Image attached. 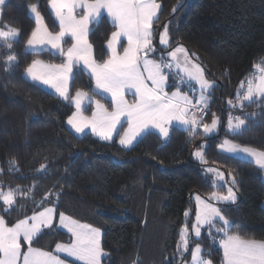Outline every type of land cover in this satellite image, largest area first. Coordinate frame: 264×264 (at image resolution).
I'll return each mask as SVG.
<instances>
[{
    "label": "trees",
    "instance_id": "1",
    "mask_svg": "<svg viewBox=\"0 0 264 264\" xmlns=\"http://www.w3.org/2000/svg\"><path fill=\"white\" fill-rule=\"evenodd\" d=\"M158 2L161 9L153 26L154 43L157 45L159 33L168 25L173 47L183 45L190 54H196L206 77L216 85L209 97L210 111L205 122H211V113H215L221 126L210 137L198 129L194 138L184 129L171 127L166 141L148 132L127 150L115 140L101 142L90 134L75 136L65 125L73 112L69 102L20 83L23 68L33 59L61 62V57L47 52L25 55L26 40L35 26L29 16L31 6H37L50 31H58L48 10L49 0H6L2 6L0 23L20 29L22 35L20 42L14 44V51L21 56L15 86L5 87L0 78V191L31 189L37 202L51 192L57 216L63 213L101 230V244L109 254L102 264H181L177 243L185 211L190 212L189 222L193 219L191 198L199 194L206 199L217 190L202 175L205 167L219 169L229 181L228 173L235 174L236 204L218 206L234 210L226 213L239 225L234 232L264 240L262 171L251 162L226 159L230 156L218 150L226 138L241 146L264 150V116L258 103H245L243 114H256L247 131L242 136L226 135L227 113L242 114L239 109H230L228 101L235 99L241 81L246 86L247 80L258 74L257 69L264 68V0ZM112 30L107 18L92 26L89 42L98 62L107 58L105 45ZM90 83L86 73L74 69L70 94L74 95L77 89L91 94ZM203 143L206 165L193 160L196 146ZM42 165L48 167L46 175L38 171ZM33 210L31 199L17 196V203L11 208L0 206V216L11 226L32 215ZM69 241V235L54 227L33 247L53 252L56 244ZM201 246L210 253L206 258L213 264H222L221 251L206 228ZM184 255L190 260V254Z\"/></svg>",
    "mask_w": 264,
    "mask_h": 264
},
{
    "label": "snow or ice",
    "instance_id": "2",
    "mask_svg": "<svg viewBox=\"0 0 264 264\" xmlns=\"http://www.w3.org/2000/svg\"><path fill=\"white\" fill-rule=\"evenodd\" d=\"M5 2L0 0V21H3ZM49 7L58 22V31H50L37 6H31L30 15L35 27L26 40L25 55L39 56L47 50L61 57V62L33 59L23 68L19 79L36 92L53 95L74 106L75 111L66 121L74 134L79 136L90 130L92 135L106 142H113V137L119 136V144L130 149L138 137L153 129L167 139L173 122L183 126L193 138L201 128L206 136L217 132L221 121L215 113H211V123L204 120L209 115V97L216 85L206 77L199 58L183 45L173 47L168 25L159 33V46L154 43L156 33L153 26L159 20L161 9L158 0H49ZM106 18H110L113 30L106 40L107 58L98 62L89 34L91 26L99 25ZM21 35L20 29L0 23V78L4 79L5 87L9 84L15 86L21 56L14 51V44L20 42ZM76 68L88 74L91 94L83 89L70 94V82H74ZM257 72L258 75L247 80L246 86L241 81L238 87L243 91L238 90L235 99L228 101L230 109H239L242 114L229 115L226 135L242 136L247 131L256 114H243L245 102H249L248 106L258 103L264 116V68H258ZM184 85L192 96L182 91ZM86 103L92 105L90 116L84 114ZM219 148L222 153L231 154L226 159H246L264 170V150L241 146L227 138ZM204 149L205 145H197L193 157L206 165ZM38 171L46 175L48 167L42 165ZM202 171L211 174V186L217 190L206 199L199 194L194 196V222H189V211L184 213L185 223L177 243L181 264H213L210 258H206L210 253L201 246L202 229L205 228L213 244L219 237L223 264H264V240L246 238L234 232L239 225L226 215L234 210L218 206L236 204L235 174L228 173L229 181L219 169L205 167ZM52 195L50 192L37 202L31 189L17 187L0 191V201L8 208L17 203V196L31 199L34 206L32 215L11 226L0 216V264H68L50 251L33 247L54 228L57 206ZM59 195L56 194L57 200ZM58 219V227L70 234V241L56 244L55 252L64 253L81 264H102L103 258L109 254L102 247L101 230L63 213L58 214ZM45 229L49 231L45 232ZM185 253L190 254V260Z\"/></svg>",
    "mask_w": 264,
    "mask_h": 264
},
{
    "label": "rangeland",
    "instance_id": "3",
    "mask_svg": "<svg viewBox=\"0 0 264 264\" xmlns=\"http://www.w3.org/2000/svg\"><path fill=\"white\" fill-rule=\"evenodd\" d=\"M31 8V7H30ZM30 8H29V16L32 18V20L34 21V18H33V16L32 15H30ZM163 31V30H162ZM161 31V32H162ZM158 41H159V37H158ZM157 46H159L158 45V43H157ZM105 47H106V45H105ZM154 56H155V54H153ZM156 58H158V57H156ZM194 62V61H193ZM87 74V73H86ZM254 78V77H253ZM194 83V82H193ZM93 87H94V85H93ZM198 87V86H197ZM173 91L174 90H176V89H172ZM182 91H184V92H188V94L190 95V96H192L193 95V93H191V92H189V90H188V87H187V85H184L183 87H182ZM241 91H243V90H241ZM128 99H132V96L131 95H129L128 96ZM245 103H248V102H245ZM73 107V112L75 111V109H74V106H72ZM91 110H92V105H88L87 103L85 104V111H84V114L85 115H87V116H90L91 115ZM229 115H230V113H227V121H228V118H229ZM206 119V118H205ZM67 121V120H66ZM209 123H211V122H209ZM65 125H66V127H67V129L72 133V134H74L71 130H70V126H68L66 123H65ZM125 127H126V125H125ZM226 127H227V124H226ZM202 129V128H201ZM226 130H227V128H226ZM203 131V130H202ZM91 131L90 130H86V132H85V134H90L92 137H94V138H96L97 140H99L98 139V137H95L94 135H92L91 133H90ZM149 132H154L155 134H157L160 138H164V137H161L160 135H159V133L156 131V130H150ZM217 133V132H216ZM216 133H214V134H216ZM85 134H81V135H79V136H77L76 134H74L75 136H77V137H81V136H83V135H85ZM122 134V133H121ZM146 134V133H145ZM214 134H211V135H208L209 137L210 136H212V135H214ZM144 135V134H143ZM142 135V136H143ZM141 136V137H142ZM141 137H138L137 138V140L136 141H134L133 142V145L141 138ZM116 141V144L120 147V148H122V149H125V148H123L120 144H119V136H114L113 137V141ZM99 141H101V140H99ZM102 142V141H101ZM104 142H106V141H104ZM203 145H205L204 143H203ZM125 150H127V149H125ZM218 150L220 151V152H222L221 151V149L220 148H218ZM228 156H230L231 157V154H228ZM238 159H240V160H244V161H248V160H246V159H242V158H238ZM193 160L195 161V162H197V163H200L197 159H195L194 157H193ZM249 162V161H248ZM204 169V168H203ZM201 173H202V175L203 176H205L207 179H209V177H211V174L210 173H204L203 171H201ZM210 180V179H209ZM225 193H226V189H225ZM195 196V195H194ZM194 196H192V198H191V201H192V204H193V209L195 210V199H194ZM221 205V204H220ZM222 205H225V204H222ZM0 206H2L3 208H6V209H9L8 208V206H5V205H3V203H2V201H0ZM192 222H194V215H193V219H192ZM58 225H59V219H58V216H56V218L54 219V227L56 228V229H58V230H60V231H62V232H64V233H66L67 235H69L70 236V234L69 233H67V231L65 230V229H60L59 227H58ZM46 230V229H45ZM202 231H203V229H202ZM193 238H194V236H192ZM211 241H213L212 240V238H211ZM216 243H218V239H216ZM24 250H26V247H25V249ZM54 255H58V256H60V258L61 259H64V260H66L67 262H68V264H81V262H79V261H75L72 257H67L66 256V254H64V253H57V252H55V248H54V250H53V252H52ZM222 264H223V262H222Z\"/></svg>",
    "mask_w": 264,
    "mask_h": 264
},
{
    "label": "crops",
    "instance_id": "4",
    "mask_svg": "<svg viewBox=\"0 0 264 264\" xmlns=\"http://www.w3.org/2000/svg\"><path fill=\"white\" fill-rule=\"evenodd\" d=\"M48 10H49V13H50V15H51V17H52V19H53V21H54V23L57 25V27H58V22H56L55 21V17H54V15L51 13V9H50V7H49V3H48ZM104 16L106 17V13H104ZM107 20L109 21V23L111 24V21H110V18H107ZM112 25V24H111ZM35 27V26H34ZM92 27V26H91ZM66 39H70V38H66ZM125 44H126V41H125ZM44 52H47V53H49L50 55H53L51 52H49V51H44ZM53 56H58V55H53ZM84 73H86V72H84ZM259 74V73H258ZM257 74V75H258ZM88 75V74H87ZM255 77V76H254ZM53 96V95H52ZM255 99V98H254ZM171 127H175V128H178V129H183V126H181V125H179V124H177L176 122H173L172 123V125L169 127V129L171 128ZM91 133V132H90ZM96 137V136H95ZM96 139V138H95ZM163 141H166V138H163ZM102 142H104V141H102ZM220 152V151H219ZM220 153H222V152H220ZM222 154H225V155H228L227 153H222ZM252 163V162H251ZM252 164H254V163H252ZM255 165V164H254ZM256 166V165H255ZM257 167V166H256ZM258 168V167H257ZM261 170V169H260ZM262 171V180H263V182H264V170H261ZM262 207L264 208V203L262 204ZM217 246H218V248H219V241H218V243H217ZM220 249V248H219ZM220 251H221V254H222V262H223V250L222 249H220Z\"/></svg>",
    "mask_w": 264,
    "mask_h": 264
},
{
    "label": "built area",
    "instance_id": "5",
    "mask_svg": "<svg viewBox=\"0 0 264 264\" xmlns=\"http://www.w3.org/2000/svg\"><path fill=\"white\" fill-rule=\"evenodd\" d=\"M206 117H207V116L204 117V120H205Z\"/></svg>",
    "mask_w": 264,
    "mask_h": 264
}]
</instances>
